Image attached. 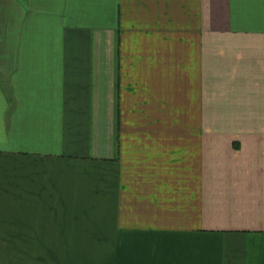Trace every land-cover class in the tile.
<instances>
[{
	"label": "crops",
	"instance_id": "0c3cea01",
	"mask_svg": "<svg viewBox=\"0 0 264 264\" xmlns=\"http://www.w3.org/2000/svg\"><path fill=\"white\" fill-rule=\"evenodd\" d=\"M0 264H264V0H0Z\"/></svg>",
	"mask_w": 264,
	"mask_h": 264
},
{
	"label": "rangeland",
	"instance_id": "374dc122",
	"mask_svg": "<svg viewBox=\"0 0 264 264\" xmlns=\"http://www.w3.org/2000/svg\"><path fill=\"white\" fill-rule=\"evenodd\" d=\"M242 27H249V26H244V25H243Z\"/></svg>",
	"mask_w": 264,
	"mask_h": 264
}]
</instances>
